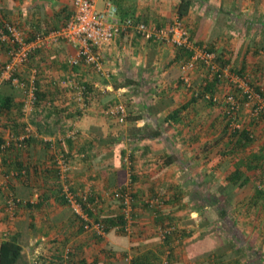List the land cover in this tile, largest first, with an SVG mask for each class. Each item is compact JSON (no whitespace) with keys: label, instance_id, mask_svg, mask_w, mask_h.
Masks as SVG:
<instances>
[{"label":"crops","instance_id":"obj_1","mask_svg":"<svg viewBox=\"0 0 264 264\" xmlns=\"http://www.w3.org/2000/svg\"><path fill=\"white\" fill-rule=\"evenodd\" d=\"M181 2L115 4L122 20L165 27L181 19L195 42L264 93V0H193L182 18ZM72 14L73 0H0V68L8 61L1 41L6 23L17 24L31 43L41 29L48 39ZM50 43L23 69L26 77L30 69L38 71L43 98L37 105L24 111L21 89L6 82L0 88L1 106L10 99L7 109L0 108V144H11L0 147V240L20 236L19 264H60L65 251L74 264H264V197L256 185L264 178V120L252 116L246 101L239 124L249 140L234 149L238 138L222 104L193 99L194 89L208 82L206 69L198 65L191 72L193 88L181 80L186 51L129 31L102 48L100 74L87 65H69L76 50L67 40ZM65 79L90 86L83 112H77L73 91L59 85ZM229 86L216 84L212 92L223 99L235 91ZM117 103L128 109L124 125L107 116ZM174 111L179 113L172 118ZM13 136L26 137V147H16ZM62 156L70 170L60 179ZM237 171L249 181L230 183ZM130 173L137 194L132 234L116 228L100 238L85 232L62 193H93L99 204L90 219H104L119 212L111 195L130 185ZM161 189L166 191L161 213L181 231L167 248L156 229L168 219L162 216L157 224V213L146 204ZM10 198L20 201L13 214L7 210Z\"/></svg>","mask_w":264,"mask_h":264},{"label":"built area","instance_id":"obj_2","mask_svg":"<svg viewBox=\"0 0 264 264\" xmlns=\"http://www.w3.org/2000/svg\"><path fill=\"white\" fill-rule=\"evenodd\" d=\"M100 1L104 3L103 8L98 7ZM115 1L73 0V14L67 24L60 30L50 33L48 39L45 37V29H41L36 35L35 41L31 43L26 41L24 31L17 24L6 23L4 33L1 35V41L8 48V61L0 68V88L6 82L15 88L21 89L26 99L24 107V111H26L37 101L36 92L38 88L36 87V79L38 71L32 68L26 77L23 70L29 66L30 58L34 52L41 48L49 49L50 45L54 44L50 42L64 39L71 43L76 50V55L68 60L71 67L87 65L92 67L97 73L104 74L102 48L122 34L130 31L146 41L171 45L190 53V58L181 65V80L187 88H193L191 72L196 66L202 65L207 71L208 82L219 79L227 82L230 85L229 87L237 91V94L229 93L221 99L217 94L205 92L204 87L208 83L206 82L202 88H195L193 92V97H198L199 92L202 91L206 101L221 103L223 111L228 120L231 121L230 126L233 130H241L237 115H239L240 107L243 105L241 99L244 96L247 98L246 105L251 109L252 116L255 119L261 118L264 120V96L261 92L253 88L251 80L247 76L237 75L232 71L230 65L222 66L216 52L210 51L206 45L195 42L181 19L177 18L165 27L148 25L131 18L122 20L119 17ZM59 85L73 91L74 100L80 110L84 111L86 108L85 97L87 92L84 83L65 79L60 81ZM107 116L117 124L124 125L129 116L128 109L124 103H117L107 111ZM9 145L10 143L3 145L2 149H5ZM18 146L21 147L20 144ZM125 162L130 163L129 156L125 158ZM58 165L61 177L65 178L70 167L63 156L60 157ZM259 188L264 190V185H259ZM65 196L73 213L84 221L83 228L85 232L104 236V226L90 219L88 214L84 212L77 197L69 192V190H66ZM85 196L83 195L82 198L84 199ZM117 197H122L124 199L123 203L127 206L125 214L128 223L125 230L127 234H132L134 227L130 214L132 210V197L128 192L123 196L117 195ZM164 197H166V191L161 189L158 192L157 198H154L151 203L162 205ZM19 203L18 199L10 198L7 202L8 212L13 214ZM171 230L173 228L162 230L161 237L164 239L165 234H168ZM60 264H74L70 251H65L62 254Z\"/></svg>","mask_w":264,"mask_h":264},{"label":"trees","instance_id":"obj_3","mask_svg":"<svg viewBox=\"0 0 264 264\" xmlns=\"http://www.w3.org/2000/svg\"><path fill=\"white\" fill-rule=\"evenodd\" d=\"M193 4V0H182L181 4L179 5L178 7V15L182 18L184 17L189 9L191 8ZM211 51V49H209ZM188 53V52H187ZM189 54V58H190V53ZM188 58V59H189ZM187 59V60H188ZM232 71L234 73H236L234 71V69L232 68ZM237 75H240V76H246V75H241L239 73H236ZM226 84L227 82H223L219 79H215L214 81L212 82H208L207 85L204 87V90L205 92H210V93H213V89L212 87L215 86L216 84ZM228 84V83H227ZM251 84L253 86V88L258 91V92H261V94L264 96V93L263 91L260 89V88H257L251 81ZM229 85V84H228ZM84 86L86 88V97H85V100L87 99L88 97V94L87 93H90L92 90L90 88L89 85H87L85 82H84ZM233 93L237 94V91H234ZM36 96H37V101L35 102V104L37 105L39 103V100H42L43 96L41 95L40 91L37 90L36 92ZM193 99L195 100H203L205 102H208V103H211V104H214V105H218L219 103H213L211 101H206L204 99V96H203V93L202 91L199 92V96L198 97H193ZM10 99H6L4 100L2 106H1V95H0V108L2 109H7L8 106H9V101ZM247 100L246 96H244L242 99H241V103H244L245 101ZM75 101V100H74ZM76 102V101H75ZM51 103V102H50ZM25 103L23 102V107H24ZM79 111H77L78 113H81L83 112L81 110L80 112V108L78 107ZM179 113V111H174V113L172 115H170V117L172 118H175V116ZM239 113H240V110H239ZM222 114L225 116V119H226V114L224 111H222ZM238 116V121H239V115ZM228 118V117H227ZM261 119V118H260ZM259 120V119H258ZM231 121L228 120V124L230 125ZM232 132H233V135L235 137L238 138L237 140V143L235 144L234 146V149H239L240 147L242 146H245V140H249V133L245 132V130H233L231 128ZM78 134V133H77ZM20 137V136H19ZM19 137L15 138V136L12 137V139L14 140H17V144L15 145L16 147L18 148H21V147H26V145L23 143L24 141H26V137L24 139H20ZM70 139V140H69ZM76 139V132H73L70 133V138H68L69 141H74ZM71 143V142H70ZM18 144L21 145V147L18 146ZM5 145V144H0V147L2 149V146ZM11 145V144H10ZM9 145V146H10ZM9 146H7L6 148H8ZM5 148V149H6ZM129 156V161L130 160V156L131 155H127ZM126 156V157H127ZM64 158H66L67 160V157L66 156H63ZM127 164H130V163H127ZM59 170V169H58ZM58 177L60 178V171H58ZM61 179V178H60ZM67 179V178H66ZM264 179V178H263ZM133 174L130 173V177H129V181H130V185L127 186H122L118 189H116V191H114L111 195V197L118 203L119 205V212L117 213V215H114V216H109L107 218H104V219H100V220H94V222L96 223H101L103 226H104V230H105V235L104 236H101V235H98L96 233H93V234H96L98 237L100 238H105V236L111 232L113 229H116L118 231H120V233L122 234H127L126 232V227H127V223H128V220L126 218V214H125V209H127V206L123 203L124 199L122 197H117V195H120V196H123L125 193H130L131 197H132V201H131V217H132V220H133V217H135V215H133V209H134V205L136 203V193L133 191L132 189V186L134 184V181H133ZM249 181V178L247 176H243L242 173H240L239 171H237L232 177H230V183L232 184H236V183H239V182H248ZM70 192V191H69ZM73 194V193H72ZM66 203L68 204L67 200H66V196H65V193H62ZM86 195L84 197V199L81 197H77V199L79 200V202L81 203L82 207H83V210L86 214H88V216L90 218H92L93 216V212L95 211V209L97 208V204H99V202L97 201L95 195L93 193H86L84 194ZM157 198L158 196V192L155 194ZM257 195L258 196H263L264 197V190H261L259 188V186H257ZM62 197V198H63ZM94 198V200H93ZM121 199V200H120ZM147 205L149 204L150 207L155 210V213H157L158 217L156 219V222L157 224H161L160 222H162L163 220H161L162 216H164L161 212V209L159 208V205L158 204H152L150 201H148L146 203ZM164 204L165 203V200H164ZM148 205V206H149ZM161 206V205H160ZM93 211V212H92ZM161 213V214H159ZM76 215V214H75ZM168 215H165L164 218H167L169 223L167 225L165 224H162L160 225V228H162V230H168L170 228H173V230H171V232H169L168 234H165V238L163 239L161 236V241L163 244L166 245V248L169 247V240L175 235H179L181 233V231L178 229L177 225L173 224L171 221L172 219L169 217ZM80 218V217H79ZM93 219V218H92ZM220 220H218L219 222ZM81 222H82V228H83V224H84V221L81 219ZM134 222V221H133ZM164 222V221H163ZM217 221H215V224H216ZM221 222V221H220ZM19 235H6L2 240H0V264H19L21 259H22V246L20 244V241H19Z\"/></svg>","mask_w":264,"mask_h":264},{"label":"rangeland","instance_id":"obj_4","mask_svg":"<svg viewBox=\"0 0 264 264\" xmlns=\"http://www.w3.org/2000/svg\"><path fill=\"white\" fill-rule=\"evenodd\" d=\"M100 6H101V5H100ZM256 183H257L256 185H258V186H259V185H264V180H263V178H258V179H256ZM175 225H176V224H175ZM159 228H160V227H159ZM220 228H221V227H220ZM161 232H162V228H160V229L157 228V229H156V233H157V234H159V233L161 234Z\"/></svg>","mask_w":264,"mask_h":264}]
</instances>
